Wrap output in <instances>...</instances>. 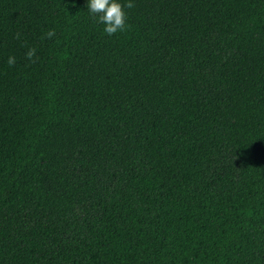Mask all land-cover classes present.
Masks as SVG:
<instances>
[{
    "label": "trees",
    "instance_id": "trees-1",
    "mask_svg": "<svg viewBox=\"0 0 264 264\" xmlns=\"http://www.w3.org/2000/svg\"><path fill=\"white\" fill-rule=\"evenodd\" d=\"M132 3L0 0V264H264V0Z\"/></svg>",
    "mask_w": 264,
    "mask_h": 264
},
{
    "label": "clouds",
    "instance_id": "clouds-1",
    "mask_svg": "<svg viewBox=\"0 0 264 264\" xmlns=\"http://www.w3.org/2000/svg\"><path fill=\"white\" fill-rule=\"evenodd\" d=\"M87 12L89 15L95 16L97 23L102 24L103 31L108 36L116 34L118 31H123L127 27V13L125 8H132V0H87ZM47 37L52 38L55 32L50 30L47 32ZM27 58L31 60L35 55V49H29ZM16 63L15 56L9 55L7 59L8 66L14 67Z\"/></svg>",
    "mask_w": 264,
    "mask_h": 264
}]
</instances>
